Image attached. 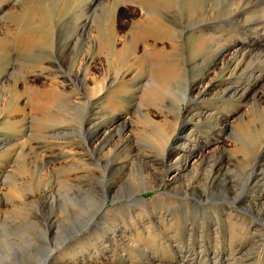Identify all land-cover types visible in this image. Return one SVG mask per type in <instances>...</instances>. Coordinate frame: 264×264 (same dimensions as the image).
Listing matches in <instances>:
<instances>
[{"label": "rangeland", "instance_id": "1", "mask_svg": "<svg viewBox=\"0 0 264 264\" xmlns=\"http://www.w3.org/2000/svg\"><path fill=\"white\" fill-rule=\"evenodd\" d=\"M0 264H264V0H0Z\"/></svg>", "mask_w": 264, "mask_h": 264}, {"label": "bare ground", "instance_id": "2", "mask_svg": "<svg viewBox=\"0 0 264 264\" xmlns=\"http://www.w3.org/2000/svg\"><path fill=\"white\" fill-rule=\"evenodd\" d=\"M222 55V54H221ZM219 57V56H218ZM185 99H187L186 98V96H185ZM189 122H187L186 124H185V128H187L188 126H189V124H188ZM98 131V130H97ZM107 133V132H106ZM95 136H99V131H98V133L95 135ZM181 137H177V144H179L180 142H181ZM177 148V147H176ZM188 150V149H187ZM170 152L172 153V152H177V149H176V151H175V149L172 147V146H170ZM203 153V152H202ZM175 154V153H174ZM194 155V154H193ZM191 156V155H190ZM194 157V156H193ZM190 160V157H183V158H179V161L177 162V167H176V169H177V172H178V174L176 175H174V177L169 181V185L170 186H174L178 181H180V175H179V171H180V165L181 164H183V163H185L186 162V164L188 163V161ZM106 204V199L104 198L103 200H102V202H101V205H100V207H99V211L97 212V216H99L100 215V211L101 210H103L102 209V207H104V205ZM51 260V259H50ZM50 263V262H49Z\"/></svg>", "mask_w": 264, "mask_h": 264}]
</instances>
